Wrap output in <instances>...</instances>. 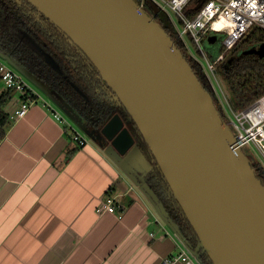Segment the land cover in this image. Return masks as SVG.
Returning <instances> with one entry per match:
<instances>
[{"label":"water","instance_id":"95a60500","mask_svg":"<svg viewBox=\"0 0 264 264\" xmlns=\"http://www.w3.org/2000/svg\"><path fill=\"white\" fill-rule=\"evenodd\" d=\"M87 58L127 113L94 127L54 88L0 50L12 67L40 88L136 184L172 233L200 264H264V184L243 154L231 118L215 105L207 74H195L166 28L182 40L156 0H25ZM199 1L196 7L200 4ZM216 32L207 36L215 42ZM44 60H56L38 45ZM243 52L264 55V42ZM71 85L84 98L86 94ZM140 135L152 158L135 138ZM158 166L196 235L182 234L148 178Z\"/></svg>","mask_w":264,"mask_h":264},{"label":"crops","instance_id":"0c3cea01","mask_svg":"<svg viewBox=\"0 0 264 264\" xmlns=\"http://www.w3.org/2000/svg\"><path fill=\"white\" fill-rule=\"evenodd\" d=\"M29 83L40 99L22 117H11L20 93L9 90L4 104L0 264H157L179 252L136 184L89 138L81 147L71 140L48 103L58 106ZM109 196L113 211L101 207Z\"/></svg>","mask_w":264,"mask_h":264},{"label":"trees","instance_id":"16d2710c","mask_svg":"<svg viewBox=\"0 0 264 264\" xmlns=\"http://www.w3.org/2000/svg\"><path fill=\"white\" fill-rule=\"evenodd\" d=\"M196 1L190 0L185 8L187 17L195 15L197 10L193 9V5ZM170 36L174 39L175 34ZM261 42H264V28L254 25L239 40L236 47L228 52L219 66L229 91V103L233 108L242 109L264 93V55L243 52ZM176 44L186 55L187 50L179 39H176ZM37 45L56 60L59 71L44 60ZM0 50L8 53L26 70L59 92L90 125L99 127L116 112L122 117H127L126 111L119 106L113 92L100 78L96 68L60 30L25 0H0ZM187 60L200 78L199 65L188 57ZM200 80L207 88L205 80ZM99 81L104 85H99ZM71 82L76 84L87 98L75 90ZM8 95L7 89L0 93V136L4 135L8 124V114L4 110ZM214 102L224 117L217 100ZM135 138L149 158H152L140 135L135 134ZM253 166L264 184L258 164ZM148 183L172 220L179 225L182 234L187 236L188 232L192 233L188 240L194 246L196 235L171 195L158 166L152 168ZM201 257L206 264H211L205 254Z\"/></svg>","mask_w":264,"mask_h":264},{"label":"built area","instance_id":"2783aa9c","mask_svg":"<svg viewBox=\"0 0 264 264\" xmlns=\"http://www.w3.org/2000/svg\"><path fill=\"white\" fill-rule=\"evenodd\" d=\"M156 1L169 12L173 24L177 27L180 36L182 37V40L178 39L185 46L187 52L192 55L191 58L197 62L200 69L207 74L218 94V99L216 100L221 107L223 114L225 113L231 118L237 132V138L243 143H252L264 158V136L258 134L257 130L254 128L253 133L256 135L255 139H253L252 135H250L247 131L250 127H252V125L246 118L249 113H253L255 109L261 106L262 101H264V93L242 109L233 108L224 96L226 103L230 106V112H227L225 109V102L224 100L221 101L219 90H217L212 81L213 79L218 82L216 70L219 69L220 64L224 62L228 52L236 47L244 34L254 25L264 28V13L257 16L250 14V10L246 8V0H237L235 6L230 3V0H197L193 5V9L197 10L195 15L187 17L185 14V8L189 5L190 0H187L186 4H184L179 11L173 10L171 0ZM199 1L201 3L196 7ZM257 6V11H259L260 6H264V0H257ZM171 13L176 15L180 26L177 25L176 21H174ZM221 17L225 20L230 18L231 22L236 25L235 29H233V31L237 34L235 37L229 34L228 28H223L221 30H214L212 28V25L219 21ZM197 21L203 23V28L188 27L189 24L195 26ZM212 32L223 33L221 43L219 44V48L215 55L212 53L208 54L206 49L202 46V39ZM184 35H187L190 38L191 43L195 46L196 51L202 56L204 61H202L201 58L195 55V53L190 49ZM229 40L233 41L231 47H229L227 43ZM0 85L3 89L20 93L21 97L19 106L15 109L14 114L11 115L12 118L22 117L26 113L29 105L40 99V93L36 92L30 84L2 57H0ZM48 106L50 108L52 118L59 122L64 129L69 131L70 139L73 140L79 147L84 146L88 142V137L81 134L78 129L68 121L67 117L64 116L59 108L50 103H48ZM260 127L264 128V124H261ZM260 163L264 168V161H261ZM115 205L116 203L114 198L109 196L102 202L101 207L104 210L113 211ZM180 243L181 249L179 252L161 259L157 264H200L187 247L184 246L181 241Z\"/></svg>","mask_w":264,"mask_h":264},{"label":"rangeland","instance_id":"374dc122","mask_svg":"<svg viewBox=\"0 0 264 264\" xmlns=\"http://www.w3.org/2000/svg\"><path fill=\"white\" fill-rule=\"evenodd\" d=\"M171 14H172V17H173L174 21H176V23H177L178 26H180V23L178 22L176 15L174 13H171ZM220 37L221 38L218 39L215 42H209L207 40V35L202 39V46L206 49V51L208 52V54L212 53L213 55H215L217 53L216 51L218 50L219 44L221 43V40H222V37H223V33H220ZM184 38H185L188 46L190 47V49L195 53V55L199 56L201 58V60L204 61V59L202 58V56L196 51L195 46L191 43L190 38L187 35H184ZM14 69L22 76V73L21 72H19L16 68H14ZM216 76H217V79H218L219 84H218V82H216L215 80L212 79L213 84L217 88V90H219V94H220V97H221L220 98L221 101L224 100V102H225V107H226L225 109H226V111L227 112H230V106H229L228 103H226L225 98H224V96H225L226 97V100L227 101H230L229 100V91H228V88H227V85H226V81H225V79L223 77V74L221 73V71L219 69L216 70ZM25 79L27 81H29L27 78H25ZM30 85H32V84H30ZM0 87H1V85H0ZM60 110L62 111V113L64 114V116L67 117L68 121L71 124H73L78 129V131L81 134H83V135H85V136L88 137V135L86 134V132L84 130H82L81 127L79 125H77L76 122L72 119L73 117H72L71 114L67 113L66 111L62 110L61 108H60ZM243 154L248 158V160L250 162H254V161L261 162V161H264V158H263L262 154L255 148V146L252 143H248V145L245 146V148L243 149Z\"/></svg>","mask_w":264,"mask_h":264},{"label":"clouds","instance_id":"9594fccd","mask_svg":"<svg viewBox=\"0 0 264 264\" xmlns=\"http://www.w3.org/2000/svg\"><path fill=\"white\" fill-rule=\"evenodd\" d=\"M187 0H171V6L174 11H179V9L186 4ZM230 3L235 6L237 3V0H230ZM257 0H246V8L250 10V14L257 16L261 13H264V6H260V10L257 11ZM203 23L197 21V24L194 26L192 24H189V28L193 27H200L203 28ZM236 25L231 22V19L225 20L223 17L220 18V20L212 25V28L214 30H221L223 28H228L229 34L235 37L237 34L233 31L235 29ZM243 30V29H241ZM228 46L231 47L233 41L229 40L227 41ZM250 122L252 127H250L247 131L250 135H252V138L255 139V133H253V129L255 128L257 130V133L261 136H264V128L260 127L261 124H264V101H262L261 106L254 110L253 113H249L246 117Z\"/></svg>","mask_w":264,"mask_h":264},{"label":"flooded vegetation","instance_id":"af4514ba","mask_svg":"<svg viewBox=\"0 0 264 264\" xmlns=\"http://www.w3.org/2000/svg\"><path fill=\"white\" fill-rule=\"evenodd\" d=\"M166 31L168 32V33H170L171 35H174L175 34V32L173 31V29H171V28H166ZM209 35V34H208ZM207 35V36H208ZM221 37H220V33H217L216 32V35H215V40L217 41L218 39H220ZM174 39L176 40V39H178L177 37H176V34H175V37H174ZM192 61H195L193 58H190ZM196 62V61H195ZM197 63V62H196ZM99 83V85H101V86H103L104 84H102L100 81L98 82ZM123 118H125V117H123Z\"/></svg>","mask_w":264,"mask_h":264},{"label":"bare ground","instance_id":"6f19581e","mask_svg":"<svg viewBox=\"0 0 264 264\" xmlns=\"http://www.w3.org/2000/svg\"><path fill=\"white\" fill-rule=\"evenodd\" d=\"M218 22V21H217Z\"/></svg>","mask_w":264,"mask_h":264}]
</instances>
